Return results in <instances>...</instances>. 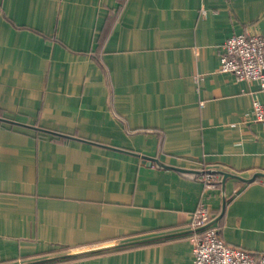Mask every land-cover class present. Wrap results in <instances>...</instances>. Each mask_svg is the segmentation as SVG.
<instances>
[{"label": "crops", "instance_id": "1", "mask_svg": "<svg viewBox=\"0 0 264 264\" xmlns=\"http://www.w3.org/2000/svg\"><path fill=\"white\" fill-rule=\"evenodd\" d=\"M241 33L264 0H0V264H193L200 202L264 253V95L217 71Z\"/></svg>", "mask_w": 264, "mask_h": 264}, {"label": "built area", "instance_id": "2", "mask_svg": "<svg viewBox=\"0 0 264 264\" xmlns=\"http://www.w3.org/2000/svg\"><path fill=\"white\" fill-rule=\"evenodd\" d=\"M217 71L232 74L237 81L254 82L264 95V37L257 33L234 34L222 46ZM254 120L264 122V100H253ZM197 177L205 190L220 181L214 171L203 170ZM215 215L200 202L191 215L189 228L193 264H264V253H253L226 244L213 224Z\"/></svg>", "mask_w": 264, "mask_h": 264}, {"label": "water", "instance_id": "3", "mask_svg": "<svg viewBox=\"0 0 264 264\" xmlns=\"http://www.w3.org/2000/svg\"><path fill=\"white\" fill-rule=\"evenodd\" d=\"M10 123H12V122H10ZM13 124H16V123H13ZM28 128L35 129V130H39V131H43V132H46V133H49V134H52V135H55V136H59V137H66V136H64V135H62V134L55 133V132H51V131H47V130H43V129H39V128H36V127H28ZM69 138H70V137H69ZM147 158H148V157H147ZM147 158L142 157L143 160H150V164H151L152 161H154L153 159H149V158L147 159ZM177 170L181 171L180 169H177ZM182 171H183V170H182ZM257 175H258V174H257ZM257 175H256V176H257ZM227 177H237V176H234V175L229 174V173H223L222 183H224V181H225V179H226ZM237 178H239V177H237ZM223 206H224V204L222 205V208H223Z\"/></svg>", "mask_w": 264, "mask_h": 264}, {"label": "trees", "instance_id": "4", "mask_svg": "<svg viewBox=\"0 0 264 264\" xmlns=\"http://www.w3.org/2000/svg\"><path fill=\"white\" fill-rule=\"evenodd\" d=\"M54 136H55V135H54ZM57 137H59V136H57ZM62 139H63V138H62ZM215 175H218V174H217V173H215ZM219 184H220V182H218V183H217V185H219Z\"/></svg>", "mask_w": 264, "mask_h": 264}]
</instances>
